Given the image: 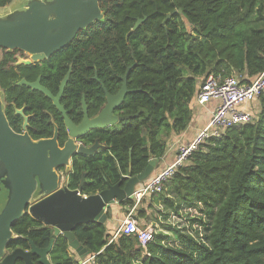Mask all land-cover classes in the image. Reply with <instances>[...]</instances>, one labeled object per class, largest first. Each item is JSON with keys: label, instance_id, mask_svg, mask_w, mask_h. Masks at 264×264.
Segmentation results:
<instances>
[{"label": "trees", "instance_id": "16d2710c", "mask_svg": "<svg viewBox=\"0 0 264 264\" xmlns=\"http://www.w3.org/2000/svg\"><path fill=\"white\" fill-rule=\"evenodd\" d=\"M12 1L0 0V7ZM100 6L102 19L43 60L27 64L20 60L25 51L0 47V90L10 125L34 140L57 132L60 146L69 139L62 113L43 92L19 81L41 77L56 95L71 71L61 103L80 123L83 98L89 116H96L106 103L103 86L118 93L129 70V92L116 113L132 117L79 139L86 146L103 144L92 155L73 156L66 185L84 195L138 175L152 159H161L170 135L192 121L191 103L202 77L239 76L249 83L264 71V0H100ZM256 102L252 121L208 138L154 194L177 213L182 208L204 213L203 232L170 227L172 243L161 233L144 247L134 234L113 238L106 222L83 223L74 233L93 264H264V92ZM120 204L131 208L135 200ZM140 204L136 211L143 218L147 212ZM13 233L8 252L31 249V241L46 248L54 227L26 211ZM49 256L52 264H80L63 234ZM33 261L39 264L40 257L34 254Z\"/></svg>", "mask_w": 264, "mask_h": 264}, {"label": "water", "instance_id": "95a60500", "mask_svg": "<svg viewBox=\"0 0 264 264\" xmlns=\"http://www.w3.org/2000/svg\"><path fill=\"white\" fill-rule=\"evenodd\" d=\"M26 12H17L13 17L0 18V47L8 50H23L35 56L34 60H21L27 64L43 60L53 53L70 46L77 35L96 20L102 19L104 12L100 0H53L50 4L32 1ZM26 8V9H27ZM182 12V9H179ZM170 15H168V18ZM142 19H139L136 29ZM69 71L61 82L55 95L41 83V77L30 82L23 78L19 84L27 85L43 92L51 98L64 117L69 139L60 146L57 132L52 138L34 140L27 131L16 132L6 116L0 90V163L6 169L11 182V193L0 213V263L15 264L23 260L24 264H38L33 255L40 257L39 264H52L49 253L58 235L63 234L70 248L79 255L82 264L88 255L87 249L77 239L74 229L83 223L92 221L106 222L107 211L115 203L133 199L137 186L146 181L153 173L159 159H152L143 172L135 176H123L122 180L108 188L85 196L81 188L70 189L60 186L57 168L68 164L77 153L92 155L103 144L98 140L91 146L79 145L78 141L94 129L114 126L132 116L116 113L127 93V74L117 94L110 93L105 86L106 103L100 112L90 117L83 98L84 117L75 123L68 115L61 97L69 80ZM23 114V109L18 110ZM28 125L25 116L24 128ZM42 194L34 199L36 193ZM28 211L35 218L54 227V234L46 248H40L31 241V249L16 248L7 253V246L13 238L14 223Z\"/></svg>", "mask_w": 264, "mask_h": 264}, {"label": "built area", "instance_id": "2783aa9c", "mask_svg": "<svg viewBox=\"0 0 264 264\" xmlns=\"http://www.w3.org/2000/svg\"><path fill=\"white\" fill-rule=\"evenodd\" d=\"M264 92V71L256 75L251 82H242L237 76H228L219 79L209 75L203 79L196 94V101L207 104L212 100L219 103L213 111L207 125L196 136L182 142L177 148L175 161L151 175L146 181L136 187L133 193L135 205L131 207L116 227L113 238L121 233L134 234L142 246L154 239L152 227H143L135 216L136 208L146 195L158 194L165 188L166 183L174 172L188 161V158L197 151L200 146L211 137H220L228 128L241 126L254 119L257 113L253 111V102ZM79 145L83 143L78 141ZM87 196V195H85ZM93 257H90L92 259ZM86 259L82 264H86Z\"/></svg>", "mask_w": 264, "mask_h": 264}, {"label": "rangeland", "instance_id": "374dc122", "mask_svg": "<svg viewBox=\"0 0 264 264\" xmlns=\"http://www.w3.org/2000/svg\"><path fill=\"white\" fill-rule=\"evenodd\" d=\"M35 0H13L9 5L5 7H0V18L5 17H13L17 14V12H26L29 10L27 6ZM43 1L44 3L50 4L53 2V0H39ZM27 8V9H26ZM35 56L27 53L25 57H21L20 60H34ZM239 79H241L239 76H237ZM213 101V100H212ZM218 101V100H217ZM219 102V101H218ZM218 105V104H217ZM253 111L257 113L258 105L257 102L253 104L252 106ZM65 180V179H63ZM62 178H60L61 184L63 183ZM64 184V183H63ZM40 193H36L34 196V199L40 198ZM159 198V195H146V197L143 198L141 201L140 207H144L146 209L147 215L146 217H140L138 215V211H135V216L138 219V222L143 227L150 226L152 227L154 231V235L156 234H167L169 236L170 243L175 240V233L171 231V228H179L181 230H184L185 232H192L193 234H196L197 232H203L204 228L201 224V221H206V215L202 213L200 210L195 208H182L180 212H176L172 210V208L167 207L164 205L163 201ZM1 204V202H0ZM124 214H121V218L115 219V223H111L110 229L114 231V228L119 225L120 221L123 219V215H125L126 212H123ZM193 218H199L197 221H192ZM114 226V227H113ZM171 227V228H170ZM71 251L74 253L76 252L74 249L71 248ZM7 253H9L7 251ZM78 259L80 258L77 254ZM88 261L86 264H93V260L90 259V257H87Z\"/></svg>", "mask_w": 264, "mask_h": 264}, {"label": "crops", "instance_id": "0c3cea01", "mask_svg": "<svg viewBox=\"0 0 264 264\" xmlns=\"http://www.w3.org/2000/svg\"><path fill=\"white\" fill-rule=\"evenodd\" d=\"M204 78L205 77L201 78V80L199 82V86L201 85ZM1 98L3 101V105H4L3 96H1ZM218 103L219 102L217 100H213L207 104L201 105L196 101L195 98L193 99L191 106L194 110V114H193V119H192L191 123L189 124V126L184 131H182L180 133L174 132L170 135V137L168 138V141H167L166 153L164 154V156L161 159H159V162L155 166V169H154L152 175L154 173L159 172L164 167L172 164L175 161V159L177 157V153H178V151H177L178 145L182 142H188V141L192 140L196 136V134L202 128H204L207 125V123H208L209 119L211 118V115H212L213 111L215 110ZM72 160H73V157L69 160L68 164L63 166L64 169L59 170L57 168V170H56L58 172V175L60 176V178H62V180L65 179V180H63L64 184L63 183L61 184V182H60L59 187L67 186L66 182L68 180V175H69V172L72 170ZM10 193H11V182L8 178L6 169L0 163V202H1L0 213H1L4 205L6 204ZM129 209H130L129 207L122 206L120 203H115L108 209L107 213L111 212V218L108 219V217H107L106 224H107V227H108V230L110 233H114L115 229H116V228H114V231L110 229L111 223H113V222L115 223L114 220L117 218H121L120 217L121 214H124L123 212H126V211L128 212ZM125 215H126V213H125ZM125 215H123V217Z\"/></svg>", "mask_w": 264, "mask_h": 264}, {"label": "flooded vegetation", "instance_id": "af4514ba", "mask_svg": "<svg viewBox=\"0 0 264 264\" xmlns=\"http://www.w3.org/2000/svg\"><path fill=\"white\" fill-rule=\"evenodd\" d=\"M117 94V93H116ZM84 117V116H83ZM26 130H24V132H25Z\"/></svg>", "mask_w": 264, "mask_h": 264}]
</instances>
